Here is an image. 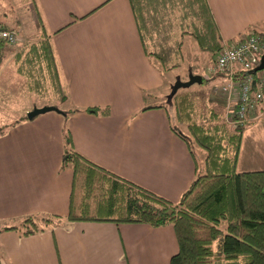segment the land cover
<instances>
[{
  "label": "crops",
  "instance_id": "0c3cea01",
  "mask_svg": "<svg viewBox=\"0 0 264 264\" xmlns=\"http://www.w3.org/2000/svg\"><path fill=\"white\" fill-rule=\"evenodd\" d=\"M205 1L222 40L236 39L249 26L264 28V0ZM145 5L150 6L147 45L171 51L163 68L144 48L131 0H36L68 95L60 108H108L107 114L81 109L66 117L73 148L177 201L196 166L185 142L170 129L166 110L156 105L172 88L164 72L174 78L173 68L184 61V36L197 44L192 27L199 21L185 0ZM154 11L157 22L151 23ZM212 76L224 82L222 73ZM216 104L210 109L222 118V103ZM22 105L10 122L16 123L0 134V264H167L177 251L171 224L62 221L28 235L1 229L28 214L64 216L68 209L72 170L60 166L65 117L49 110L22 119L31 104ZM236 169H264V113L245 123Z\"/></svg>",
  "mask_w": 264,
  "mask_h": 264
},
{
  "label": "trees",
  "instance_id": "16d2710c",
  "mask_svg": "<svg viewBox=\"0 0 264 264\" xmlns=\"http://www.w3.org/2000/svg\"><path fill=\"white\" fill-rule=\"evenodd\" d=\"M143 41L150 33L146 19L150 0H131ZM188 1L190 14L196 17L193 29L198 46L207 51L211 60L222 45L216 25L205 0ZM32 7L39 39L13 54L14 69L26 79V86L39 96L54 102L65 117L63 122V154L61 168L72 170L67 213L28 214L1 229H13L28 235L52 227L62 221H95L113 223H146L151 226L171 224L177 239V251L167 264H264V169H236L244 124L234 127L225 123L219 112H199L195 97L189 92L166 94V101L156 106L166 110L169 127L187 145L195 162L196 172L177 201H170L156 192L108 170L77 152L72 145L66 117L78 110L94 114H107L108 108L89 106L80 108L69 104L60 79L55 55L36 0ZM163 7L155 11H163ZM146 11V12H145ZM151 23L157 22V15ZM160 19L165 14L158 16ZM0 29L15 32L0 20ZM253 29L264 37L263 31ZM163 30H168L163 25ZM247 31V29H246ZM9 44L0 37V61ZM147 54L156 58L160 66L168 65L170 50H152L143 43ZM173 66V62H171ZM205 78L202 76V80ZM51 88L48 93L47 88ZM147 108L143 106L142 109ZM27 119L23 115L22 119ZM0 127V134L7 127ZM185 127V132L180 126ZM203 157L198 159L194 150ZM171 209L169 213L168 210Z\"/></svg>",
  "mask_w": 264,
  "mask_h": 264
},
{
  "label": "rangeland",
  "instance_id": "374dc122",
  "mask_svg": "<svg viewBox=\"0 0 264 264\" xmlns=\"http://www.w3.org/2000/svg\"><path fill=\"white\" fill-rule=\"evenodd\" d=\"M32 5V0H0V20L10 26L14 24L13 28L17 36V42L7 46L5 55L2 58V61H0L1 128L6 127L14 117H17V113L21 112V109L24 107L22 104L27 102V100L30 102L31 108L34 106H43L45 105V102L50 103L48 102L50 100L39 96L35 91L28 88L26 86L27 83L25 77L13 68V54L29 44L36 42L35 39L38 38L40 33L36 25ZM255 29L264 32V28L262 27ZM247 30L249 29L247 28ZM252 30L253 29H250V31ZM183 42L184 45L182 52L184 54V61L181 66L178 67V70L177 68H173L174 70L172 69L176 73L175 77H172L171 71L164 72L165 77L168 80V85L173 86L175 82L186 81L192 74H203V77L205 78L203 82H193L188 86H180L175 91L178 93L189 92L188 94L194 96L199 112L204 115L207 114L212 106L217 107L216 103L221 101L223 106L222 120L234 127V125L230 124L225 117L226 102L223 93L220 92V86L223 84V79L219 80L212 76L213 72H218L213 68L215 55L211 60L209 54L200 49L190 36H184ZM11 80L14 82V85L9 86ZM47 91L50 93L51 88L48 87ZM165 91L166 94H168L170 91L169 87ZM51 103L54 104V102ZM61 107L63 106L61 105ZM14 111H16V113H12ZM180 127L185 132V127L183 125ZM193 148L200 160V157H203L202 151L198 153V146H194Z\"/></svg>",
  "mask_w": 264,
  "mask_h": 264
},
{
  "label": "built area",
  "instance_id": "2783aa9c",
  "mask_svg": "<svg viewBox=\"0 0 264 264\" xmlns=\"http://www.w3.org/2000/svg\"><path fill=\"white\" fill-rule=\"evenodd\" d=\"M0 37L8 44L17 42L15 32L0 29ZM264 52V37L247 30L231 41H223L217 50L213 68L223 74L220 86L230 124H244L264 113V67L254 70Z\"/></svg>",
  "mask_w": 264,
  "mask_h": 264
},
{
  "label": "water",
  "instance_id": "95a60500",
  "mask_svg": "<svg viewBox=\"0 0 264 264\" xmlns=\"http://www.w3.org/2000/svg\"><path fill=\"white\" fill-rule=\"evenodd\" d=\"M264 67V52L260 56L259 64L254 68V70L262 69ZM202 77L200 75H190L189 78L186 81H178L175 82V84L172 86L171 91L174 92L178 87L180 86H188L193 82H201ZM49 110H55L57 112H62L60 109L55 107L54 105H43L40 107L34 106L30 110L26 112L27 118H32L33 116H36L37 114L49 111ZM168 212H171V209L168 210Z\"/></svg>",
  "mask_w": 264,
  "mask_h": 264
}]
</instances>
